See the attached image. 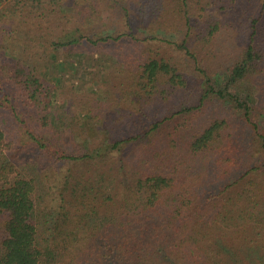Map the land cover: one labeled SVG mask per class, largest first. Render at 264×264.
Returning a JSON list of instances; mask_svg holds the SVG:
<instances>
[{
	"label": "trees",
	"instance_id": "16d2710c",
	"mask_svg": "<svg viewBox=\"0 0 264 264\" xmlns=\"http://www.w3.org/2000/svg\"><path fill=\"white\" fill-rule=\"evenodd\" d=\"M12 1L0 264H264V0Z\"/></svg>",
	"mask_w": 264,
	"mask_h": 264
},
{
	"label": "rangeland",
	"instance_id": "374dc122",
	"mask_svg": "<svg viewBox=\"0 0 264 264\" xmlns=\"http://www.w3.org/2000/svg\"><path fill=\"white\" fill-rule=\"evenodd\" d=\"M8 2L9 0L0 1V15H2V18L0 17V61L5 62L6 64L16 60V54H19L22 51L25 43L23 36L20 38L14 37L12 39V35H15V31L20 26L23 16L11 14L8 7H6ZM11 2L13 1L11 0ZM107 14H109L107 11L102 13L104 17H106ZM65 15H68L66 11ZM25 17L26 16H24V18ZM42 66L43 65L41 64V67ZM88 85H93L96 89L103 88V82L100 80L99 76L91 78ZM69 88V84L65 85L64 94L72 93V91H69Z\"/></svg>",
	"mask_w": 264,
	"mask_h": 264
}]
</instances>
